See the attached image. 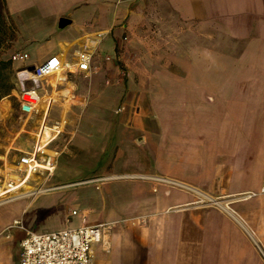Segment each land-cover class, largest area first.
Returning <instances> with one entry per match:
<instances>
[{
    "label": "crops",
    "instance_id": "obj_1",
    "mask_svg": "<svg viewBox=\"0 0 264 264\" xmlns=\"http://www.w3.org/2000/svg\"><path fill=\"white\" fill-rule=\"evenodd\" d=\"M5 1L26 40L30 17L45 18L38 63L50 55L71 63L82 46L103 55L125 32L137 33L124 36L126 46L145 47L150 32L151 47L175 50L141 71L146 99H136L130 119L127 110L79 125L85 130L45 183L60 187L0 200V264H19L27 231L77 226L82 217L108 225L92 264H264V0ZM61 17L70 20L64 28ZM97 72H82L92 74V91L105 76ZM64 74L41 81L49 113L57 94L71 95L58 89ZM102 90V111L113 110L115 89ZM79 163L94 174L55 179L58 168Z\"/></svg>",
    "mask_w": 264,
    "mask_h": 264
},
{
    "label": "rangeland",
    "instance_id": "obj_2",
    "mask_svg": "<svg viewBox=\"0 0 264 264\" xmlns=\"http://www.w3.org/2000/svg\"><path fill=\"white\" fill-rule=\"evenodd\" d=\"M29 22L25 24L24 28L34 29L35 27L41 28L38 31H26L23 34L26 37L32 39H24L21 34L17 31L14 22H10V37L5 44V48L2 50L3 56L10 57L11 53L19 50H24L29 54L27 62L31 64L38 63L41 59L39 54L38 46L46 47L47 40L45 29L48 26H42L46 23L43 17H30ZM48 22V21H47ZM48 24V23H47ZM101 36L103 33H99ZM124 35L116 47L105 49L103 55L95 53L96 61L99 66L97 69V74L104 71L105 76L100 81H98L97 89L91 90L92 74L85 75L82 72L65 70V79L63 85H59L58 89L62 86H67L70 88V97L65 101L62 96H58L56 100L52 102L51 110L49 113V120L60 119L64 120V125L61 132L57 135V138L51 144L52 148H56L60 151V155L57 159L67 153L69 150L73 134L76 132H82L79 127L80 124L87 123L90 120H118L121 113L127 111V118L130 119V114L132 115L134 111V103L137 98L143 103L146 96H143L145 87H147L148 81L139 78L141 71H149L154 59H161V63L167 58V52H172L173 48H154L151 47L150 42L152 35L150 32L146 33L145 47H134V45L126 46L123 41L124 36L128 35L134 40L137 33H123ZM108 37V36H107ZM134 43V42H133ZM224 50H231L224 48ZM109 56V58H106ZM109 66H106V65ZM160 64V63H159ZM22 65L19 61L13 62V67L15 69ZM159 67L161 65H158ZM15 78V77H14ZM54 78V77H53ZM51 81H54L52 79ZM112 86L115 89L113 95H110L111 101L114 102L113 110H108L103 112L100 105L102 102L99 101L104 94L103 87ZM44 91L45 98L48 97L51 92V88L46 86ZM40 101V112L27 116L22 115L18 108V99L15 91L12 90V95L10 97H5L0 100V186H5L7 189V194L1 196V199L11 197V195H16L19 192H24L26 190H36L41 187H52L57 188L61 185L47 186L45 183L47 181H52L54 173L49 176H43L39 173H32L30 177L25 181L27 171L23 169L17 162L19 154L23 150H29L35 140V133L37 131L40 119L43 114V107ZM74 123V131L71 128V124ZM57 167V164H56ZM56 170V168H55ZM76 170L83 171V177H90L94 174L93 171H88L87 165L74 164L69 165V167L58 168L56 178L59 180L70 179L71 175L76 172ZM58 171L61 173L59 174ZM55 172V171H54ZM19 178L17 180L16 178ZM13 181L14 183H10ZM33 187V188H31ZM19 186L21 189L15 187ZM51 188V189H52ZM10 190H12L10 193ZM39 191V190H38ZM14 192V193H13Z\"/></svg>",
    "mask_w": 264,
    "mask_h": 264
},
{
    "label": "built area",
    "instance_id": "obj_3",
    "mask_svg": "<svg viewBox=\"0 0 264 264\" xmlns=\"http://www.w3.org/2000/svg\"><path fill=\"white\" fill-rule=\"evenodd\" d=\"M98 36H101L98 33ZM29 55L24 50L11 53L10 59L19 61L22 65L15 70L14 91L18 99V108L22 115L31 116L40 112V86L43 78L55 74L61 69L70 71L91 72L98 66L94 64L95 51L82 46L75 51L74 61L63 63L57 55H50L40 63H27ZM109 58V56H106ZM64 120H49V111L43 109L35 140L29 150H23L17 159L18 164L27 172L51 176L56 168L60 151L51 144L57 138L64 125ZM159 181L175 182L162 176H153ZM52 187H46L51 189ZM11 198V197H8ZM77 211L72 209L70 214ZM18 221H15L17 224ZM105 223L87 224L85 217L77 226H69L53 231H27L20 240L18 254L19 264H92L94 246L103 239Z\"/></svg>",
    "mask_w": 264,
    "mask_h": 264
},
{
    "label": "trees",
    "instance_id": "obj_4",
    "mask_svg": "<svg viewBox=\"0 0 264 264\" xmlns=\"http://www.w3.org/2000/svg\"><path fill=\"white\" fill-rule=\"evenodd\" d=\"M11 19L6 8V1L0 0V100L12 95L15 87V68L10 57L3 56L2 50L10 37Z\"/></svg>",
    "mask_w": 264,
    "mask_h": 264
},
{
    "label": "bare ground",
    "instance_id": "obj_5",
    "mask_svg": "<svg viewBox=\"0 0 264 264\" xmlns=\"http://www.w3.org/2000/svg\"><path fill=\"white\" fill-rule=\"evenodd\" d=\"M32 174V172H27V175L25 177V181H27V179L30 177V175ZM10 183H14L13 181H11ZM40 189H42V191L44 190V187H41L39 189H36V190H32V192H36V191H41ZM29 191H24V192H21L20 195H24V194H28ZM7 194V189L5 188V186H0V197L1 196H5Z\"/></svg>",
    "mask_w": 264,
    "mask_h": 264
},
{
    "label": "water",
    "instance_id": "obj_6",
    "mask_svg": "<svg viewBox=\"0 0 264 264\" xmlns=\"http://www.w3.org/2000/svg\"><path fill=\"white\" fill-rule=\"evenodd\" d=\"M69 23H70V20H69V19H67L66 17H61V18L59 19V21H58V25H57V27H58V28H64V27L67 26ZM32 68H33V64H31V65L29 66V69H32ZM140 140H142V137H141V136L138 137L137 141H140Z\"/></svg>",
    "mask_w": 264,
    "mask_h": 264
}]
</instances>
